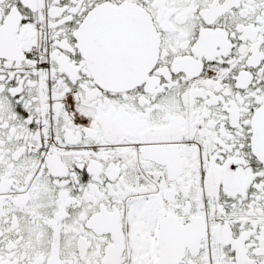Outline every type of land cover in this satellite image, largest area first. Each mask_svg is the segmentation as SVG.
<instances>
[{
	"label": "snow or ice",
	"instance_id": "6c2138e0",
	"mask_svg": "<svg viewBox=\"0 0 264 264\" xmlns=\"http://www.w3.org/2000/svg\"><path fill=\"white\" fill-rule=\"evenodd\" d=\"M0 264H264V0H0Z\"/></svg>",
	"mask_w": 264,
	"mask_h": 264
}]
</instances>
